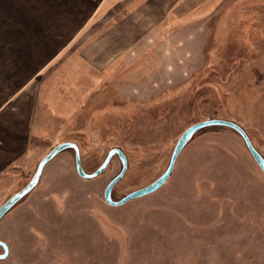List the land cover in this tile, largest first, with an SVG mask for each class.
Segmentation results:
<instances>
[{"label": "rangeland", "instance_id": "rangeland-1", "mask_svg": "<svg viewBox=\"0 0 264 264\" xmlns=\"http://www.w3.org/2000/svg\"><path fill=\"white\" fill-rule=\"evenodd\" d=\"M39 1L0 0V59L1 44L28 32L15 27L39 20ZM118 9L93 23L90 44L67 47L68 57L29 79L70 99L48 110L43 154L72 142L91 174L121 150L127 164L112 201L157 180L184 131L206 120L237 124L264 158V0H209L176 24L147 8ZM63 70L84 77L74 85ZM36 167L14 173L0 206ZM121 170L115 155L83 179L74 150L58 153L0 219V264H264V175L235 130H197L161 187L111 206L104 190Z\"/></svg>", "mask_w": 264, "mask_h": 264}, {"label": "crops", "instance_id": "crops-1", "mask_svg": "<svg viewBox=\"0 0 264 264\" xmlns=\"http://www.w3.org/2000/svg\"><path fill=\"white\" fill-rule=\"evenodd\" d=\"M208 2L209 0L39 1L36 7L39 20L32 25L29 23L28 27H15L16 30L28 32L23 37L15 38V41L1 44L4 48L0 59V201L13 189L14 173L27 172L45 156V145L52 141V130L45 136L44 128L47 125L53 126V113L48 110L60 109V103L66 105L70 102V99L62 98L61 91L53 90L54 97H51L49 95L52 91H41L38 86L33 87L29 79L44 73L48 63L61 59L67 47L70 49L82 40L90 44L91 32L87 36V31L92 30L93 23L105 18L114 8L121 7L128 12H137L139 7L147 8L152 13L163 14L165 22L176 24L183 23L187 16ZM10 47H14V53L11 51L13 48L9 50ZM63 77L72 78L75 85L84 75L63 70ZM67 82L70 81H62L63 85ZM38 90L42 98L46 96L44 102H47L41 106L40 112L36 105ZM44 109L48 112L45 113ZM44 120L48 121L44 123ZM5 247L7 249L6 245Z\"/></svg>", "mask_w": 264, "mask_h": 264}, {"label": "water", "instance_id": "water-1", "mask_svg": "<svg viewBox=\"0 0 264 264\" xmlns=\"http://www.w3.org/2000/svg\"><path fill=\"white\" fill-rule=\"evenodd\" d=\"M208 126H223V127H227V128L235 130L243 138L245 145H246L248 151L250 152L253 160L255 161V163L257 164V166L259 167V169L261 170V172L264 175V158L253 147L248 136L242 130V128L240 126H238L237 124L232 123L230 121L221 120V119H211V120H206V121L194 124L184 131V133L181 135V137L179 138V140L177 141V143L173 149V152H172L170 162H169L167 169L157 180H155L154 182H152L151 184H149L143 188H140L138 190H135V191L127 194L126 196H124L119 201H112V199H111L112 188L121 179V177L123 176L125 169H126L127 160H126V157L123 154V152L117 148H113V149L109 150V152L107 153V156L105 157V159L101 163V165L93 173L86 174L84 172V170L82 169L79 151H78V147L76 146V144H74L72 142H63V143L56 145L53 149L50 150V152L44 158H42L39 161V163L37 164V167H36V172H35V175L33 177V180L30 181L23 189L16 192L15 194H13L9 199H7L0 206V219L7 213V211L17 201H19L25 194H27L30 190H32L36 186L45 164L48 161H50L52 158H54L58 153H60L61 151L65 150V149H73L74 150V152H75V168H76L78 175L83 179H91V178L98 176L100 173H102L105 170V168L107 167V165L109 164V162L113 156L117 155L119 157V159L122 162V170L120 171V173L117 176H115L108 183V185L106 186V188L104 190V199L111 206H120L129 200L150 194V193L154 192L155 190H157L159 187H161L166 182V180L168 179V177L170 176V174L172 172V169L174 167V163H175V160H176L178 154L183 149V147L186 145L189 138L197 130L204 128V127H208ZM0 245L3 247V249L6 252L5 245L2 243H0ZM5 254L0 256V259L3 258L5 256Z\"/></svg>", "mask_w": 264, "mask_h": 264}, {"label": "bare ground", "instance_id": "bare-ground-1", "mask_svg": "<svg viewBox=\"0 0 264 264\" xmlns=\"http://www.w3.org/2000/svg\"><path fill=\"white\" fill-rule=\"evenodd\" d=\"M51 160H52V159H51ZM48 162H50V161H48ZM48 162L45 164V166L48 164ZM36 165H37V164H36ZM45 166H44V167H45ZM44 167H43V168H44ZM41 174H42V173H41ZM40 176H41V175H40ZM39 179H40V178H39ZM38 182H39V180H38ZM37 184H38V183H37Z\"/></svg>", "mask_w": 264, "mask_h": 264}]
</instances>
